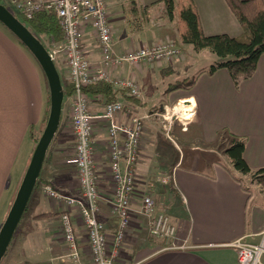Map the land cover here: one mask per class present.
<instances>
[{"label": "crops", "instance_id": "1", "mask_svg": "<svg viewBox=\"0 0 264 264\" xmlns=\"http://www.w3.org/2000/svg\"><path fill=\"white\" fill-rule=\"evenodd\" d=\"M139 1L136 4L144 6L159 0ZM193 1L205 34L241 35L242 27L225 0ZM110 4V0H106V6ZM124 26L127 27V24ZM124 26L116 44L117 51L126 54L134 51V45L130 41L132 39L126 36L130 32ZM89 30L90 26L84 29L86 52H92L90 48H93L89 39H85ZM62 66L68 78L65 64ZM140 70L141 66L138 65H124L119 70L111 69L110 73L118 79H131L128 76H132L135 81L142 76ZM143 75L149 78L146 71ZM46 84L45 75L32 53L0 23V229L34 151L32 132L41 129L47 111ZM179 91L188 92V96H183L186 100L183 103L193 113H189V118L185 120L197 124V134L203 143L212 145L221 137L222 131L242 136L246 139L244 157L247 163L252 169L264 168V55L260 57L254 75L242 81L239 87L235 86L226 69H220L213 75L201 74L189 91ZM127 97L119 101L125 102L126 109L133 112L138 105L144 104L141 100L133 101ZM104 104L93 101L94 114L100 115ZM62 115L51 144L57 154H66L63 144L67 134L75 138L72 125ZM131 118L125 112L118 120L128 123ZM190 161L186 166L180 161L165 169L169 174L176 168L177 192L174 195L167 193L166 196V201L171 202L170 213L177 227L176 238L160 241L151 238L149 233L145 234L149 232L147 222L136 213L127 230L125 248L120 255L123 264H241L233 243L242 237L257 241L258 237L253 234L264 228V184L234 170L230 161L222 163L242 179L241 183L215 161L210 163V172L200 170V158H191ZM67 164V157L47 158L42 175L45 180L43 185L50 184L62 190L64 196L70 197L73 196V189H70L73 186L65 172ZM245 178L250 185L245 184ZM43 190L42 187L33 192L29 202L32 205L30 222L23 229V238L16 241L18 246L12 248L3 264H46L51 260L56 264H74L66 258L68 251L64 253V246L68 247L64 236L65 244L60 246L54 240L56 231L48 226L50 222L46 223L47 226L35 222L39 214L54 213L52 217L58 219L64 212L71 215L81 248L78 264H92L89 239L78 207L68 204L66 200H46ZM99 218L104 222L108 239L112 240L117 229L116 218L101 212ZM44 221L46 219L41 222ZM31 222L43 226L44 241L33 238ZM138 233L143 234L139 236ZM173 245L177 247L169 248Z\"/></svg>", "mask_w": 264, "mask_h": 264}, {"label": "built area", "instance_id": "2", "mask_svg": "<svg viewBox=\"0 0 264 264\" xmlns=\"http://www.w3.org/2000/svg\"><path fill=\"white\" fill-rule=\"evenodd\" d=\"M15 10L27 19L37 12L53 11L64 31V42L58 49L50 52L54 62L60 53L63 64L68 70V80L74 86L71 96V122L75 136L74 156L68 160L75 165L79 175L81 198L66 197L52 188L44 186L47 195L66 200L78 207L83 218L88 239L92 264H123L120 260L126 234L134 214L145 219L153 236L162 239H175L177 227L170 216L158 211L156 199L148 193L141 196L137 205L139 160L141 141L145 130L141 118L130 117L131 110L126 109L122 101L104 104V112L96 115L92 111L93 99L84 92V87L98 81H107L114 86L126 89L132 96L139 97V89L133 79H113L108 69L122 66L124 63H154L169 60L180 55L181 49L175 42H166L144 46L124 55L117 54L114 36L108 22L106 0H10ZM91 26L96 33L101 48V59L97 67L86 55L83 43L85 27ZM127 113L131 120L121 122L118 117ZM109 122L110 171L114 184V198L111 201L112 216L117 220V229L112 240L108 239L104 222L99 218L100 193L99 180L95 170V120ZM171 125V124H170ZM171 127V126H170ZM176 168L162 175L164 184H176ZM152 184H147L148 188ZM62 232L67 243L66 258L74 264L81 259V248L75 232V226L69 212L62 213ZM257 241L242 237L233 243L241 264H264V228L257 234ZM251 236V235H250ZM185 247V245H181ZM173 245L169 248H176ZM48 264H56L53 260Z\"/></svg>", "mask_w": 264, "mask_h": 264}, {"label": "rangeland", "instance_id": "3", "mask_svg": "<svg viewBox=\"0 0 264 264\" xmlns=\"http://www.w3.org/2000/svg\"><path fill=\"white\" fill-rule=\"evenodd\" d=\"M131 1L133 0H110L111 4L106 6L108 22L114 36L115 44L117 43V38L120 36V33H123L124 30L122 27L126 23L127 27L124 26V28L130 32V34H126V36L132 39L130 41L134 45L133 50H137L144 46H151L166 42H175L181 49L180 55L169 60L154 63H124L122 66L114 68V70H119L124 68V65H130L132 67H134V65L141 66L140 71L142 72V76H140L139 80L135 79V82L139 89L138 98L144 102V104H141L140 106L138 105V107H136L134 112L132 111L130 115V117L141 118L145 125V130L141 141L139 160L136 168L139 184L137 205L139 204L141 196L145 192L151 194L156 199L158 211L167 213L174 223L175 219L171 215L169 207L171 202L166 201V196L167 193H173L174 195L177 190L175 185H168L161 182L162 175L157 176L158 170H162L163 174L166 175L168 165L171 167L173 166L171 164H176L177 162L180 163L181 161V163L186 166L191 162V158L198 157L201 160L200 170L204 172H210L211 162H229V159L224 154V149L228 145L229 141L226 137H219V139L212 145L210 143H203L197 134V124H191L185 120V114L193 113V111L191 109L189 110L183 103L185 101L183 96H188V92L185 93L178 90L169 93L167 92V88L175 81H180L192 76L195 74V70L199 71L204 68H208L211 64L217 61L218 58L209 50L197 52L192 48V46L184 44L180 39L177 19L175 17L173 19H167L164 17L163 13H165V11L163 10V6H157V8L153 9L150 14L144 16L140 12L139 8H137L138 12L134 13L132 8L136 7L137 5L134 6ZM134 1L137 4L140 3L139 0ZM2 2H4L9 8H12L14 12L18 13L10 4V0H2ZM87 38L92 43L90 46L93 48H90L92 49V52H86V55L92 62V67L95 68L99 64L102 54L98 38L92 27L91 30H89L88 35L86 34L85 36V39ZM40 39L47 47L49 53L58 49L64 42V39L53 40L46 34L40 35ZM115 50L117 54H125L124 52L117 51V44L115 45ZM63 58V54L60 53L55 64L58 68L62 81L69 82L62 66ZM110 70L111 69H108L109 75L113 79H118L115 78L116 76L110 73ZM145 71L147 75H149V78L145 77L146 75H143ZM126 76H121V78ZM128 77L133 79L132 76ZM46 87L47 111L44 116L41 129L39 131H34L38 139L41 137L45 129L50 111V93L47 84ZM69 98L71 99V96L66 97L64 100L62 117H67V122H70L69 125H72L71 100ZM92 111L93 113L95 112L93 108ZM103 112L104 109H101L99 114H102ZM193 117L194 115H192V118ZM94 125V137L96 141L94 159L95 170L99 180V193L101 196L100 208L102 214L112 216L111 201L114 198V184L110 171L111 156L110 139L108 134L109 122L101 118L97 119ZM64 142L65 143L63 146L66 148V154H57V152L53 150L52 146H50L48 151L49 156H47L48 160L51 158L56 159L60 157H67L69 160L74 156L76 140L73 135L67 134L64 138ZM67 165L68 167L66 168L65 172H67L71 185L73 186L70 188L73 189L71 190L73 192V196L70 197L75 199L81 198L82 193L79 187V175L77 168L73 164L68 163ZM44 181V175H42V183L39 184L38 188L34 192H37V190L42 187L44 189ZM244 182L246 185H250V182L246 180V178ZM150 183L152 185L148 188L147 184ZM52 188L63 195L62 190L56 189L53 186ZM43 192L46 200L50 198L56 199L47 195L44 190ZM44 201L45 200H43V202ZM176 202L178 203V201ZM31 215L32 205L29 204V208L23 215L11 245L8 248L7 254L3 258L1 264L4 263V259L10 253L12 248H14V246H18V244H16L18 238H23V229H25L26 223L30 222L29 219ZM59 218L57 219V217H52V215H50L37 218L35 222L44 223L43 225H46V223L50 222V225L48 226L56 231L55 234L57 237L54 238L56 244L58 243L60 246H64L65 242L62 235L61 218ZM45 219L46 221L41 222ZM37 225H40V227L36 226L34 222H31V228L34 230L33 238L44 241L46 238H43L42 236V234L45 232L43 226L41 224ZM146 233H149L151 238H157L159 241L163 240L162 238L153 236L150 230L149 232H145V234ZM142 234L143 233H138L139 236H142ZM61 240L63 242H61ZM125 243L126 242H124V246ZM64 247L65 253L68 251L67 248L69 247ZM51 261H48L46 264Z\"/></svg>", "mask_w": 264, "mask_h": 264}, {"label": "trees", "instance_id": "4", "mask_svg": "<svg viewBox=\"0 0 264 264\" xmlns=\"http://www.w3.org/2000/svg\"><path fill=\"white\" fill-rule=\"evenodd\" d=\"M225 1L242 27V33L239 36L205 34L200 22L197 7L193 0H159L144 6L137 5L134 0L131 1L134 6L137 5L133 7L132 10L138 12L137 8H139L144 16L150 14V11L157 8V6H163V10L165 11V13H163L164 17L167 19H173L175 17L177 19L180 39L184 44L192 46L197 52L209 50L218 58V60L208 68L199 70L188 78L171 83L167 88V92L172 93L178 90H190L201 74L207 73L213 75L220 69H226L229 72L236 87H239L242 81L254 75L258 61L260 57L264 55V0ZM0 3L13 12V14L39 39L40 35L43 34H46L53 40L64 39V31L59 24L55 12L41 11L37 12L31 19H27L20 13L14 12L12 8H9L2 0H0ZM62 85L65 100L66 97L73 95L74 86L70 81H62ZM84 92L87 93L93 101H99L101 103L116 102L121 98H126V96H129L127 97L129 100H140L136 96L128 95V90L118 88L107 81H98L87 85L84 87ZM220 136L226 137L229 141L224 149V154L229 159L233 169L242 175H249L253 181H259L264 184V168L252 169L244 157L246 139L228 131H222ZM32 139L36 147L40 138L38 139L35 132H32ZM218 164L224 166L233 175L235 180L240 183L242 182V179L234 175L225 164L222 162H218ZM41 183L42 171L34 191ZM28 208L29 204L25 212ZM53 214L54 213H42L37 215L36 218Z\"/></svg>", "mask_w": 264, "mask_h": 264}, {"label": "water", "instance_id": "5", "mask_svg": "<svg viewBox=\"0 0 264 264\" xmlns=\"http://www.w3.org/2000/svg\"><path fill=\"white\" fill-rule=\"evenodd\" d=\"M0 23L35 57L45 75L50 93V111L45 129L33 151L16 197L0 229L1 263L29 204L47 152L58 132L64 105V91L60 73L47 47L2 3H0Z\"/></svg>", "mask_w": 264, "mask_h": 264}, {"label": "bare ground", "instance_id": "6", "mask_svg": "<svg viewBox=\"0 0 264 264\" xmlns=\"http://www.w3.org/2000/svg\"><path fill=\"white\" fill-rule=\"evenodd\" d=\"M184 102H186V100H185ZM188 115H189V114H185V115H184V116H185V119H186V118H189Z\"/></svg>", "mask_w": 264, "mask_h": 264}]
</instances>
